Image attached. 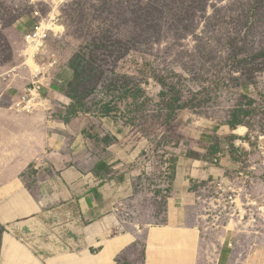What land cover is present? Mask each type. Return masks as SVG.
Masks as SVG:
<instances>
[{"label": "rangeland", "instance_id": "obj_1", "mask_svg": "<svg viewBox=\"0 0 264 264\" xmlns=\"http://www.w3.org/2000/svg\"><path fill=\"white\" fill-rule=\"evenodd\" d=\"M36 10L56 19L41 53L58 65L33 113L88 123L92 165L135 176L123 218L137 229L165 223V192L183 159L213 164L240 127L264 137V0H0V94L41 78L22 66ZM206 182L191 188L209 254L264 264L262 237L229 229L200 204Z\"/></svg>", "mask_w": 264, "mask_h": 264}, {"label": "crops", "instance_id": "obj_2", "mask_svg": "<svg viewBox=\"0 0 264 264\" xmlns=\"http://www.w3.org/2000/svg\"><path fill=\"white\" fill-rule=\"evenodd\" d=\"M87 125H58L56 118L5 107L0 264H248L228 249L209 254L191 188L221 179L233 168L231 157L221 165L183 159L165 192V223L137 229L123 218L135 176L124 170L107 176L101 164L92 165ZM259 245L264 252V236Z\"/></svg>", "mask_w": 264, "mask_h": 264}, {"label": "built area", "instance_id": "obj_3", "mask_svg": "<svg viewBox=\"0 0 264 264\" xmlns=\"http://www.w3.org/2000/svg\"><path fill=\"white\" fill-rule=\"evenodd\" d=\"M35 23L24 36L28 48H34V58L44 57L39 63L38 76L21 94L10 100L0 94V117L7 106L17 114H32L35 111L38 96L43 89L44 80L56 68L58 60L54 56H43L41 51L48 39V25L56 21L54 17L43 16L40 11L33 14ZM8 102V104L6 103ZM236 133V132H234ZM231 157L233 168L224 169L221 179L209 183L197 192L198 201L213 210L217 221L235 223L239 233L264 236V137L239 135L237 140L228 144L213 159L214 165H221L225 157ZM199 184V183H198ZM199 194H202V196ZM206 197V199H204ZM205 212L207 211V207ZM203 211V212H204Z\"/></svg>", "mask_w": 264, "mask_h": 264}, {"label": "bare ground", "instance_id": "obj_4", "mask_svg": "<svg viewBox=\"0 0 264 264\" xmlns=\"http://www.w3.org/2000/svg\"><path fill=\"white\" fill-rule=\"evenodd\" d=\"M50 26L51 25H48V27H50ZM55 30H61V28L55 27ZM22 55L25 59L24 63H22V66H26L31 71H35V72L39 70V65L34 59V56L36 55V50L34 48H29L28 50L24 51L22 53ZM38 100H37V104H36L37 107L41 106L44 103L43 101L38 102ZM36 106H35V111H36ZM245 131H247V129L245 127H240V129L236 133L243 136ZM234 226H235V223H231L229 229H234Z\"/></svg>", "mask_w": 264, "mask_h": 264}, {"label": "trees", "instance_id": "obj_5", "mask_svg": "<svg viewBox=\"0 0 264 264\" xmlns=\"http://www.w3.org/2000/svg\"><path fill=\"white\" fill-rule=\"evenodd\" d=\"M233 126H237V123H233ZM215 153H216V152H215ZM215 153H214V154H215Z\"/></svg>", "mask_w": 264, "mask_h": 264}]
</instances>
